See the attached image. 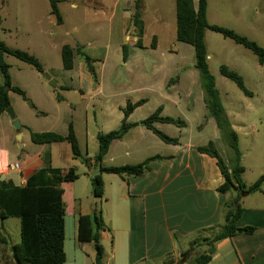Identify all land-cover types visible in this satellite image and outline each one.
I'll list each match as a JSON object with an SVG mask.
<instances>
[{"label": "crops", "instance_id": "0c3cea01", "mask_svg": "<svg viewBox=\"0 0 264 264\" xmlns=\"http://www.w3.org/2000/svg\"><path fill=\"white\" fill-rule=\"evenodd\" d=\"M87 1H91V7L84 10L83 24H89L91 21L88 19L91 17L107 19L109 35H107L105 42L97 40V38L91 41L79 39L70 47H83L86 54L94 60L93 67L97 84H93V79L86 70L84 62L76 54L74 58L78 57L80 60L79 69L75 72L73 65V68L68 70L75 74V79L70 78V83L62 81L60 84L56 80L54 87L62 92L72 91L78 93L79 103L74 104L60 94L55 96L53 93L47 92L42 83H38L49 100L52 98L57 106L62 104L69 111L70 118L68 121L73 125L81 156L83 157L78 137V127L81 124L80 118H83V124L86 127L91 120L88 115L89 110L91 109L94 114L99 111L104 125L110 124L107 130L100 132L107 133V131H112L118 122L121 123L123 110L128 104L132 105L143 100L144 102L137 106L127 117L128 122L135 123L137 120L133 118L134 113L148 103V99L144 98V95H146L145 90L152 96L159 95L161 97V102H159L161 104L157 108L162 109L161 116L171 117L165 114V109L169 108L177 111L181 108L183 101L185 102L183 106L187 111L193 110V103L190 104L188 99L192 97L194 90L197 89L195 93H199L200 103H197V106L194 104V106L198 108V114L205 124L203 126V123H200L202 120H198L200 122L197 121L198 124L194 128L197 134L203 131L207 125L212 128L213 136L207 139L204 144H198L191 139L194 136L193 133L186 132L188 129L187 120H181L178 116L172 117L181 121L183 123L181 126L154 122L153 126L156 129L178 139L179 144L172 145L163 142L145 126L136 125L122 138L113 140L110 143L101 162L104 167H112L136 165L157 155L170 157V159L152 161L149 165L150 169L139 176H118L121 183H118L115 190L116 182L110 181L109 193L106 196L105 189L103 190L102 197H105L106 210L103 203L99 208L105 227V230L101 232L100 241L104 249L103 264H165L167 261H170L171 264H178L177 261L181 253L188 249L194 239L208 237L213 230H217L223 224L225 213L223 206L235 198V193L230 191L218 193L216 191L223 183V177L216 161L196 150V147L205 146L209 141H212L225 163L228 162L227 151L220 140L216 124L214 120L211 121L212 118L207 116L203 103V91L199 92L198 90L200 81L198 72H195L194 61L190 62L189 66L187 64L180 65L177 57H175L176 55L172 54L175 53L174 51L167 50V55L160 52L159 36L153 32L155 29L165 31L170 22L174 24V20L176 25L175 0H155L156 3H160V7L154 6L152 0H142L143 48H138L142 51L141 53H134L133 51L136 48L134 43L137 38L134 36L133 29L129 27V21L134 12L135 0H127V6L122 8L119 7V2L122 0H114L113 2L112 0ZM164 2L172 4V8L167 13L163 7ZM11 3L13 6L12 11L18 10L16 4L21 5L19 8L24 7L22 11H30V9L33 10L36 7V0H32L31 3L30 0H13L12 2L10 0H0V10L7 12L6 9ZM193 3L197 7L198 0H193ZM70 8L78 10L79 7L78 4L72 2ZM118 11L122 12L121 17L125 20V23L120 29L118 40L113 42L111 36L113 22ZM61 18V24H63L65 18L62 15ZM167 18L170 20L169 24H167ZM78 31L77 26H73L70 28L69 33L73 34ZM147 31L153 33L152 37H156L155 48H151V42H145ZM175 38L176 31L174 40ZM124 44H128L126 61L123 60L122 52ZM165 61H167L166 65ZM118 67L122 68L121 72L128 74L130 83L121 84L118 80H114V78H117L115 75H117ZM183 70L184 76H179L178 80L169 86V81L173 79L170 75ZM104 79H107L106 86L103 83ZM181 83L185 84L182 88L183 93L173 94V91ZM19 87L23 86L19 85ZM104 87L109 91L113 89L115 92L110 94V96L112 95L110 100L107 98L102 99ZM57 96L60 101L56 99ZM35 98L37 101L40 99L39 96H35ZM57 108L59 110V107ZM80 113L83 114L80 115ZM2 115L0 118H2ZM75 116H78V121L75 120ZM23 126L24 123L22 122L21 128ZM232 126L236 130L233 124ZM22 137L23 133L21 132L20 138L22 139ZM85 138L87 157L83 158L87 159V166H92L95 165V161L93 157L87 154V135ZM38 146L44 148L45 144ZM20 147L23 148L24 144ZM0 152H4V149L0 148ZM42 154L43 151L39 150L33 154L31 159L25 161L24 167L19 165L17 169L20 172L18 181L13 178H7L5 181L11 180L15 185H24L26 179L32 173L42 168ZM71 157L73 158L72 154ZM106 160L107 163L112 164L105 165ZM51 167L56 168L55 166ZM61 170L64 173L67 171L65 169ZM3 173L5 172H0V176ZM70 183L72 182L63 183L62 188L64 184ZM240 203L243 212L237 221V227L251 226L255 228L254 232L249 235L236 234L216 243L213 248L214 252L211 254V261L208 264H264V205H248L242 199ZM80 215L85 214H79L78 216ZM107 244L109 246L108 251L106 250ZM203 250L204 247H201L198 252H203Z\"/></svg>", "mask_w": 264, "mask_h": 264}, {"label": "rangeland", "instance_id": "374dc122", "mask_svg": "<svg viewBox=\"0 0 264 264\" xmlns=\"http://www.w3.org/2000/svg\"><path fill=\"white\" fill-rule=\"evenodd\" d=\"M10 1L12 2L13 0ZM86 1L66 0L60 3L61 15L65 18L64 23L61 25L57 24L55 16L50 13V6L47 0H36L35 9H30V11H22L24 7L19 8L20 4L15 5L18 10L12 11L13 6L11 3L6 9L7 12L0 10V42L7 48L35 56L44 69L42 74H46L51 80H57L59 84L62 81L70 83V78L75 79V74L63 69L61 47L64 44L69 46L75 44L79 39L91 41L97 38V40L105 42L107 35H109L107 19L91 17L88 19L91 21L89 24H83L84 10L91 7V1L85 3ZM31 2L32 0H30ZM72 2L78 4V10L70 8ZM152 2L154 6L160 7L159 2L156 3L155 0H152ZM126 6L127 0L119 2V7ZM163 7L167 13L172 8V4L164 2ZM121 16L122 12L118 11L113 22V33L111 35L113 42L118 40L120 29L125 23ZM206 16L209 24L231 29L255 41L264 48V0H207ZM166 21L169 24L170 20L168 18ZM73 26H77L79 31L70 34V28ZM175 31V20L174 24L170 22L169 27L167 26L165 31H160V29L153 30L159 36V51L166 54L167 50H172L175 52L172 54L176 55L175 57H177L180 65L187 64L189 66V63L194 61V50L188 44L176 42L174 40ZM152 35L153 33L147 31L145 42H151ZM205 40L209 71L215 79V85L226 114L237 130L241 164L244 167L242 180L246 185H249L255 182L260 175L264 174V65L258 63L256 56L251 51L228 38H224L217 32L207 30ZM133 51L134 53L142 52L137 47ZM3 61L8 65L12 85L17 87L22 85L23 87L19 88L25 92L27 99L24 100L18 94L8 90L10 107L16 119L19 120L20 124L23 122L24 126L19 130L15 129L10 117L5 112L0 118V148L4 149V152H0V172H5L0 176V181H5L7 178H13L18 181L20 172L17 169H11V167L15 164L24 167L25 161L31 159L33 154L39 150L43 151L41 156L42 167L55 166L65 170L70 167L74 168L78 179L63 186V202L66 209L64 217V252L66 260L64 264H93V245L92 243H80L77 240L76 228L79 214L89 213L95 207L101 208L102 203L106 210L105 197L95 198L92 193L91 182L100 173L99 167L96 163L95 165L87 166L80 159H73L67 142L45 144L44 148H40L37 144L31 142L29 136L31 130L65 135L70 118L68 115L69 111L66 110L65 106L62 104L57 106L52 98L49 100L38 83H42L47 92H51L55 96L56 94L63 95L74 104L79 103V95L72 91H60L57 87L50 85L49 80L45 79L32 66L9 54L4 53ZM73 62L74 71L76 72L79 69L80 60L75 57ZM165 62L166 65L167 61ZM221 65H226L242 76L244 85L251 92V96L244 95L234 82L220 75L219 67ZM121 71L122 68L118 67L117 75H115L117 78H114V80H118L121 84L130 83L128 74L126 75ZM195 72L197 73L196 70ZM170 76L173 78L184 76V70L174 72ZM106 82L107 79H104L103 83L105 86ZM2 83L3 77L0 72V85ZM184 85V83H181L173 91V94H182ZM198 90L199 92L202 91L200 86ZM195 91L197 89L194 90L192 97L188 99L190 104L193 103L192 111H187L184 108L183 103L185 102L183 101L179 110L166 108L165 114L171 117L178 116L181 120H187L188 129L186 132L193 133L194 136L191 139L195 143L204 144L207 139L213 136V133L209 125L199 134L196 133L195 126L200 122L198 120L202 119L198 114V108L195 107L197 103H200L199 93H195ZM114 93L113 89L109 91L104 87L102 99L107 98L110 100L112 96L110 94ZM145 94L144 98L148 99V103L137 110L133 116L137 122L148 117L161 104L159 103L161 102L159 95L152 96L147 90H145ZM35 96L40 97L39 101H37ZM57 107H59V110ZM82 114L80 113V115ZM88 115L91 120L86 127L83 124V118H80L81 124L78 127V137L82 155L87 157L85 151V137L87 135V154L94 158L98 150L96 134L107 130L110 124L104 125L99 111L94 114L90 109ZM75 120L78 121V116H75ZM211 121L213 122V119ZM200 123H203V126L205 124L203 120ZM119 125L120 122L115 125L113 130L117 129ZM172 131L174 132V130ZM21 132L23 137L18 139L17 137L18 135L20 137ZM23 144L24 147L21 148L20 146ZM107 162L106 160L105 165L112 164ZM102 181L105 196L109 193L110 181L116 182L115 190L118 183H121L120 178L112 174H102ZM262 192H264V185H262ZM262 192L247 195L242 200L248 205H264V194ZM0 233L6 239V243L0 245V264H12L11 247L20 242L19 219L7 218L1 221ZM106 247L108 251V244ZM195 253H200V251L196 250ZM190 258V261H192V256Z\"/></svg>", "mask_w": 264, "mask_h": 264}, {"label": "trees", "instance_id": "16d2710c", "mask_svg": "<svg viewBox=\"0 0 264 264\" xmlns=\"http://www.w3.org/2000/svg\"><path fill=\"white\" fill-rule=\"evenodd\" d=\"M50 6V13L55 16L57 24L62 23L59 11V4L65 0H47ZM142 0L134 1V12L129 21V27L133 29L137 38L134 46L143 48L142 38L144 24L141 19ZM176 11V42L189 44L194 48V68L198 72L200 86L203 91V103L207 116L212 118L219 132L228 155V164L225 163L212 141L205 146L196 147L197 152L205 154L215 159L217 167L223 177V183L216 189L218 193L233 192L235 198L225 203L223 224L213 230L208 237H197L188 249L181 253L178 264H208L211 255L207 254V249L214 248V245L236 234H251L254 227H237L243 208L240 200L250 194L262 191L264 185V174L253 182L246 185L242 180L244 167L241 164V152L239 149L238 135L233 128L225 108L221 102L219 92L215 85V79L211 75L207 63V47L205 33L207 30L217 32L224 38L232 40L234 43L243 46L251 51L257 58L260 65H264V48L255 41L236 33L235 31L217 25L209 24L207 21V0H198L197 7L193 0H175ZM156 47V37L151 39V48ZM123 60L128 57V44L122 46ZM9 54L16 59L32 66L39 74L44 72L39 60L26 52L7 48L0 42V72L3 83L0 85V116L10 106L8 92L12 91L26 100L25 92L11 84L8 65L3 61V55ZM79 55L84 62L86 70L93 79V84H97V77L93 67L94 60L91 59L83 47L75 48L69 45L61 47V60L64 70H70L74 65V56ZM219 73L226 79L234 82L241 92L246 96H251L244 85V80L236 71L226 65L219 67ZM178 76L168 83L172 84ZM9 87V91H5ZM56 99L60 101L57 96ZM144 101L140 100L135 104H128L123 110V119L117 129L107 133L98 132L96 140L98 144L94 161L99 167V174L92 179V193L95 198L103 196L102 174H114L120 177L139 176L149 170L150 163L154 160H165L170 157L154 156L147 158L136 165L104 167L101 165L103 156L106 154L110 143L113 140L122 138L131 128L136 125L145 126L157 137L167 144L177 145V138L170 137L153 126L154 122L171 123L178 126L183 125L179 120L172 117L161 116V108H157L147 118L130 123L127 121L129 114ZM30 140L34 144L43 145L51 143L67 142L70 146L73 158L80 159L88 165L87 159L81 156L79 145L75 136L72 123H68L67 132L61 135L55 132H32ZM78 179L74 168H69L65 173L60 168L46 166L32 173L25 181L24 185H15L13 181H0V222L7 218H18L20 223V242L11 247L12 264H64L66 260L64 252V217L65 205L63 202L62 184L74 182ZM105 230L101 211L93 208L90 214L80 215L77 218V240L79 242H90L94 248V264H103L104 249L101 244V232ZM6 239L0 233V245L5 244ZM204 247L203 252L195 253L199 248ZM192 256V261L190 257ZM1 257V256H0ZM189 258V261H188ZM1 260V258H0Z\"/></svg>", "mask_w": 264, "mask_h": 264}, {"label": "water", "instance_id": "95a60500", "mask_svg": "<svg viewBox=\"0 0 264 264\" xmlns=\"http://www.w3.org/2000/svg\"><path fill=\"white\" fill-rule=\"evenodd\" d=\"M42 76L45 79L49 80L50 85L55 86V81L54 80H51L49 78V76H47L46 74H42ZM4 89H5V91H8L9 90V87H5ZM5 113L8 114V116L10 117V119L12 121L13 127L15 129L19 130L21 128V124H20L19 120L16 119L15 114H14V112H13V110H12V108L10 106L8 108H6ZM17 138L20 139L19 135H18ZM213 252H214V249L213 248L212 249H208L207 254L208 255H211ZM165 264H171V262L170 261H167Z\"/></svg>", "mask_w": 264, "mask_h": 264}, {"label": "built area", "instance_id": "2783aa9c", "mask_svg": "<svg viewBox=\"0 0 264 264\" xmlns=\"http://www.w3.org/2000/svg\"><path fill=\"white\" fill-rule=\"evenodd\" d=\"M18 167H19V165L15 164V165H13V166L11 167V169L16 170V169H18Z\"/></svg>", "mask_w": 264, "mask_h": 264}]
</instances>
